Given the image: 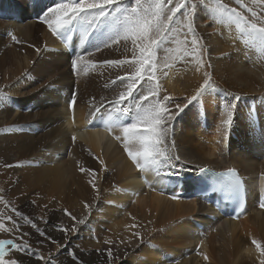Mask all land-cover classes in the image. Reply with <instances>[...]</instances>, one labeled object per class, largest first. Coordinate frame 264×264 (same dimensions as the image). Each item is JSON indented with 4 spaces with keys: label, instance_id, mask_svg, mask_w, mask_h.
<instances>
[{
    "label": "bare ground",
    "instance_id": "obj_1",
    "mask_svg": "<svg viewBox=\"0 0 264 264\" xmlns=\"http://www.w3.org/2000/svg\"><path fill=\"white\" fill-rule=\"evenodd\" d=\"M57 2L59 0L47 3L44 0H0V88L8 97L0 103V153L10 149L18 136H28L25 141L16 142L19 151L14 157L26 161V167L23 162L22 170L18 168L20 172L25 174V168L31 169L34 177L26 176L27 173L23 177L21 172V178L16 174L18 170L14 176L11 170L5 171L9 161L0 162L1 183L14 186L9 193L17 191L10 194L13 202L22 201L23 192L28 193L35 186L39 189V183L44 189L49 188L40 190L46 198L36 193L28 195L34 200L41 197L43 203L52 199L51 206L59 204L77 220L85 221L83 233L89 236L86 235L84 243L93 247L90 264H116L120 259L129 264H170L180 256L176 264H245L244 258L258 264L252 239L264 246V208L260 207L264 196V136L260 134L264 129V63L260 56L264 53L235 39L234 27L230 31L226 26L205 19L207 14L202 17L198 13L197 31L209 50L205 59L210 58L209 71L218 88L215 93L191 104L175 121L174 139L181 160L175 171L179 175L157 181L148 174L146 181L145 174L136 170L122 145L114 141L105 128L85 129L90 98L95 97L98 103L101 97L111 98L118 88L109 81L122 73L101 69L90 75H76L71 69V60L81 49L92 51L91 46L81 45V35L74 41L77 47L73 56L59 45H55L56 51L46 49L56 41L39 17ZM11 17L18 21L12 22ZM12 35L19 43L11 39ZM228 54L235 71H231L224 59ZM122 55L123 49H108L98 53L96 58L119 59ZM235 72L252 75L256 84H244ZM202 79L203 70L198 73L189 65L177 62L163 85L169 93L180 97L175 103L184 104L183 97L192 95ZM74 92L77 102L74 108H69L67 102ZM235 95L241 98L229 137L217 143L222 105L231 102ZM251 100L260 117L259 130L255 132L250 125ZM24 117L28 121H23ZM90 152L104 160L106 170H102ZM78 161L95 169L94 182L99 197L88 183L93 176L81 173ZM197 166L216 170L234 167L241 171L248 187V204L244 205L242 213H227L231 209L241 211L240 206L226 203L229 206L226 208L219 204L223 201L217 196L207 201L205 195L192 192L186 174L191 176V172H197ZM169 181L176 182L172 190L164 186ZM20 185L26 188L15 190ZM173 196L177 198L172 199ZM85 203L92 206L90 212L85 209ZM54 213L60 217L59 212ZM86 218H89V226ZM135 232H139L142 239L134 236ZM202 236L207 240L200 241ZM105 248L113 249L111 262Z\"/></svg>",
    "mask_w": 264,
    "mask_h": 264
},
{
    "label": "snow or ice",
    "instance_id": "obj_2",
    "mask_svg": "<svg viewBox=\"0 0 264 264\" xmlns=\"http://www.w3.org/2000/svg\"><path fill=\"white\" fill-rule=\"evenodd\" d=\"M235 4L239 7H231L224 0H212L211 5L208 0H59L54 6L47 7L39 17L65 47L69 46L74 31L81 32V45L91 46L92 51L81 49L71 60V69L76 75H90L101 69L122 73L109 81V84L118 88L111 98L101 97L99 103L95 97L90 98L88 124L91 126L99 121L108 135L122 145L136 170L145 174L146 181L148 174L153 175L157 181L179 175L175 171L176 165L181 162L174 139L175 121L191 104L215 93L218 88L209 71L212 68L210 58L205 59L209 50L204 37L197 31L198 10L207 7L211 22L226 26L230 31L234 27L235 39L254 51L264 53V0H252L253 5L260 7L259 12L244 0H235ZM11 39L19 43L15 35ZM108 49H123L124 55L119 59L96 58L98 53ZM177 62L189 65L198 73L203 70L202 82L192 95L183 97L186 101L184 104L175 103L180 97L169 93L163 85ZM100 74L103 75V71ZM240 98L235 95L231 102L223 103L222 118L217 128L220 139L217 143L228 139ZM7 99L0 88V103ZM76 102L77 93L74 92L69 108H74ZM251 115L250 125L255 132V121ZM260 134L264 136V129L260 130ZM72 139L75 142L76 137ZM89 154L98 160L102 170H106L103 159L95 157L91 152ZM77 165L81 173L93 176L88 183L99 197V189L94 182L95 169L85 167L79 161ZM15 166L22 165L17 163ZM197 167L205 182L211 178L207 191L220 193L225 200L236 201L241 212L244 210L245 181L236 168L229 167L216 172L208 166ZM201 191L206 197L205 190ZM0 202L5 208L10 205V201H6L3 196H0ZM44 207L47 208V205ZM84 207L91 211V205L85 203ZM260 207L264 208V196L260 200ZM12 211L40 235H45L30 217L17 212L14 207ZM64 212L76 220L67 209ZM84 222L81 219L71 228L60 226L59 230L67 239L68 233L77 231L78 225ZM20 228V223L12 215L0 212V232H19ZM27 235L23 233L14 239H0V264H22L21 260L9 254L30 250L31 246L23 239ZM134 236L141 238L139 232H135ZM52 242L57 243L55 240ZM252 244L258 253L259 264H264V246L255 238ZM60 247L57 243L58 250ZM108 257L110 262L114 258L110 248ZM37 259L43 260L44 264L52 261L51 256L45 258L37 255ZM204 259L208 257L205 255Z\"/></svg>",
    "mask_w": 264,
    "mask_h": 264
},
{
    "label": "rangeland",
    "instance_id": "obj_3",
    "mask_svg": "<svg viewBox=\"0 0 264 264\" xmlns=\"http://www.w3.org/2000/svg\"><path fill=\"white\" fill-rule=\"evenodd\" d=\"M45 2H47V1L45 0ZM224 2L228 3L231 7H239L238 5L235 4V0H224ZM244 2L246 4H248L249 6L255 7L256 11H258V12L261 10L259 6L252 4V0H244ZM211 3H212V0H208V4L211 5ZM207 11H208L207 7H202L198 10V13L202 17L207 14L205 19L211 20V18H209L210 15H209V13H207ZM245 14L250 16V14L247 12H245ZM210 30L214 31L213 28H211ZM160 55H161V57H163V55H164L163 52H161ZM231 58L232 57H230L229 54L224 56V59L231 66V71H235L234 64H233V61ZM260 61L262 63H264V55L260 56ZM235 75H236L237 79L239 81L243 82L244 84L248 83V84H251L252 86H254L256 84V80L254 79V77L252 75L246 74L245 72H235ZM230 77H232V75H230ZM72 95H73V93H72ZM69 97H71V96H69ZM23 121H28V119L24 117ZM21 139H23V141H25L26 139H28V136H18L15 140L12 141V147L10 149H7L5 152L0 153V159H1L0 162L2 160H4V163L9 161L8 162V163H10L9 165L14 166V167H8V168L6 167V170H5L7 172L9 170H11L10 172L11 173L13 172L12 175H14V176H15L14 172H16L18 170L17 172L19 173L20 170H22L21 168L23 167V166H21V167L15 168V165H17V163L20 162L21 165L24 164L26 167V164H25L26 161L24 162L23 160H20L17 158V156H18L17 154H18L19 150H16L18 147L16 142L21 140ZM248 148H249V146H248ZM15 155H17V156L14 157ZM60 158L63 159L64 157L60 156ZM15 160H18V161H16L17 163L15 162ZM63 167L66 168L67 166L64 165ZM1 168L3 169V167H1ZM25 169H26V173H27V174L25 173L26 176L29 175V176L33 177L32 172H31L32 170L29 169V171H28V168H25ZM17 172H16V174L18 176H21L23 173L22 171H21L22 173L20 172V174H18ZM25 174L23 173V177H25ZM70 174L71 173L69 171L68 176H70ZM21 178H22V176H21ZM26 178H28V177H26ZM33 179H34V177H33ZM1 181H3V180H1ZM1 181H0V196H3L6 201H10V200L11 201H10V205L8 208H5L4 204L2 202H0V212L5 213V215H12L14 217V219H16L20 223L21 228H20L19 232H12V233L0 232V239H14V238L21 236L23 233H28L27 236L23 237V239L26 240L29 243V245L31 246L30 250H28V251L10 253L9 254L10 257H14V258L21 260L22 264H44L43 260L37 259V255L44 256L45 258L51 256L52 261L50 262V264H52V262H54V264H90V262L88 260H90V253H91V250L93 249V247L85 246L84 241H86V239L89 236V234H86V235H88V236H86L85 232L83 233L85 224L83 223L80 226L78 225V231L69 232L67 239H65L64 233L59 230L60 226H65L67 228H71L72 225L75 224L76 221H78V220L76 219L74 221L72 218H69L68 215H64L65 214V212H64L65 208L60 207L59 204L56 206L57 208L54 207L53 205L51 206V204L53 203L52 199H51L52 201L48 199V203H49L48 204V203H43L41 201V200H43L41 197H38L39 199L37 198V200H34L33 197L31 198L32 195H28V194L36 193V194H41L43 197H45L44 192H42L40 190H49V188L44 189L43 187H41L42 183H39V189H35L36 187H38V186H35V187H33V190H30L31 192L30 191L28 193H27V191L23 192V195H21V196H23V200L20 201L19 203L15 204L13 202V200H12L13 198H11L12 196L10 194H15V193H17V191H14L15 193L14 192L9 193V192L13 191L14 186L9 185V184L6 185L5 182L1 183ZM25 188L26 187L23 188L22 185H20V187L15 188V190L19 191V189L23 190ZM10 190H12V191H10ZM3 191H4V193H3ZM6 194H7V196H6ZM27 195H28V197H27ZM33 201H35V203H33ZM44 205H47V208H45ZM13 207L16 209L17 212L22 213L24 216L30 217L33 220V222L36 223L37 227L45 233V235H43V236L40 235V233L37 232L35 229H33L30 224H28L24 220L20 219V217L16 216L15 212L12 211ZM60 208H63V209H60ZM33 211H35V213H33V214L29 213V212H33ZM56 211L60 213L59 214L60 217L54 213ZM39 213H41V214L39 215ZM46 213H48V214H46ZM62 213H63L62 216L63 217L65 216L64 219L61 216ZM66 218H68V219H66ZM86 225L89 226V218L88 219L86 218ZM8 226L10 227L11 225L9 224ZM48 237H51L52 239L50 240V239H48ZM52 240H55L58 244L61 245L59 250L57 249V243H53ZM206 240H207L206 236H202L200 238V241H206ZM17 242L19 243L20 241L17 240ZM111 250H113V249H111ZM104 251L106 254H108V248H105ZM179 258H182V256H180ZM179 258L176 257L170 264H176V262L180 261ZM124 260L120 259L116 264H129V263H127L126 260L125 261ZM244 263L245 264H254V262H251L245 258H244Z\"/></svg>",
    "mask_w": 264,
    "mask_h": 264
}]
</instances>
